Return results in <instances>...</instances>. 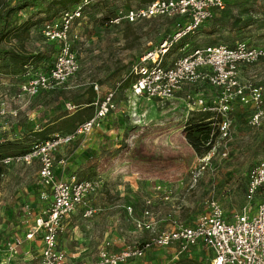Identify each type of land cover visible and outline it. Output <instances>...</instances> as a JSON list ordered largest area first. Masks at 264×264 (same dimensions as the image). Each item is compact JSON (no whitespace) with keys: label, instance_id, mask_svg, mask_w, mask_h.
<instances>
[{"label":"rangeland","instance_id":"obj_1","mask_svg":"<svg viewBox=\"0 0 264 264\" xmlns=\"http://www.w3.org/2000/svg\"><path fill=\"white\" fill-rule=\"evenodd\" d=\"M52 1L40 2L36 11L41 13L33 19L28 20L29 10L9 17L15 27L25 22L31 28L25 40L12 35L0 45V142L18 143L31 149L43 141L38 136L40 131L64 113H73L78 105L87 103L91 90L102 98L117 89V111L101 122V129L63 147L59 158L65 163L56 165L61 169V180L75 178L98 183L97 191L88 200L97 214L84 219L79 210L71 217L70 225L79 227L74 235V249L79 258L68 264L95 260L100 247L109 243V249L120 252L148 240L149 234L135 226V219L146 209L148 200L149 208L159 215L163 227L168 226V213H173L184 225H193L209 198L221 204L228 220L239 214L247 203L248 172L264 160V127L247 124V108L238 105V115H231L230 139L218 136L211 150L214 149V154L205 164L202 160L209 153L199 157L184 136L185 126L195 114L187 107L188 96L199 95L209 103L219 97L218 90L200 83L183 88L171 102L138 98L131 106L133 109L128 104V89L134 80L132 67L179 30L185 20L156 18L136 24L125 21L111 24L107 20L101 25L102 18L115 19L120 11L139 7L140 3L94 0L85 9L84 18L73 26V32L80 36L73 43L80 66L78 72L63 87L31 97L21 92V86L30 79L26 73L47 72L59 52L58 43L44 38L43 25L59 22L62 12L74 7L63 9ZM228 22L237 23V28L226 29L224 25ZM241 41L254 47L264 46V0H227L225 10L216 12L195 34L172 48L166 63L190 54L197 47H233ZM3 51H14L30 59L25 66H19ZM238 78L242 85L261 87L264 104V60L240 66ZM107 122L116 127L107 130ZM56 133L68 132L58 131L48 137ZM40 182L37 162L14 163L6 168L0 182V240L24 232L25 226L19 229V214L25 201L32 204L35 212L49 207L52 191ZM261 201L263 191L257 195L255 205ZM130 206L134 209L131 216L127 209ZM173 253L172 249H155L135 264H175L182 257L204 263L212 256L203 246L190 248L176 262ZM18 264L27 262L20 259Z\"/></svg>","mask_w":264,"mask_h":264},{"label":"built area","instance_id":"obj_2","mask_svg":"<svg viewBox=\"0 0 264 264\" xmlns=\"http://www.w3.org/2000/svg\"><path fill=\"white\" fill-rule=\"evenodd\" d=\"M12 2L13 0H6ZM94 0H83L76 7L62 12L59 22H47L42 34L48 42L58 43L59 52L47 72L31 71L21 86V92L31 97L42 91H54L63 87L79 70V62L73 51V43L79 41L73 32L74 23L84 18L85 9ZM225 0H155L144 6L120 11L111 24H136L156 18L184 19L183 26L165 39L157 48L148 51L132 67L130 103L145 98L148 101L167 103L174 101L183 88L206 83L219 91V97L209 102L201 96H188V109L192 112H215L221 120L219 137L230 139L234 105L249 110L247 124L254 128L264 127V104L261 87L242 85L239 67L264 60V46L254 47L241 41L235 46L210 45L194 48L190 54L174 58L166 63L172 48L188 36L195 34L216 12L225 8ZM120 84H117L119 88ZM94 90H98L95 86ZM116 90L108 91L94 103L95 115L77 126L74 132L56 134L40 142L23 156L2 161L6 167L14 164L39 165V179L44 188L51 189L52 202L47 209L35 212L31 203H24L19 214L20 224L25 226L23 235L0 240V264H68L70 253L59 244V238L67 231L71 217L79 210L84 219H91L97 210L88 203L98 183L91 180H55L56 153L82 137H87L101 122L117 111ZM214 149L202 160L207 164ZM264 192V160L255 164L247 176V203L239 214L228 220L221 204L214 198L205 203V212L197 221L187 226L175 224L171 230H160L158 219L146 208L137 228L149 234V239L127 246L120 252L109 249L111 243L101 249L94 261L85 264H130L146 258L155 249H172L173 260L184 255L190 248L205 247L212 253L210 264H264V201L255 205L257 195ZM151 203H147L149 207ZM129 214L132 209L128 208ZM115 242V239H112ZM39 243L37 258L31 256L30 247ZM27 259H30L29 262ZM146 262L144 264H148Z\"/></svg>","mask_w":264,"mask_h":264},{"label":"trees","instance_id":"obj_3","mask_svg":"<svg viewBox=\"0 0 264 264\" xmlns=\"http://www.w3.org/2000/svg\"><path fill=\"white\" fill-rule=\"evenodd\" d=\"M6 0L0 1V45L12 35L17 37L20 40H25L29 36V31L31 24L23 23L20 27H15L13 23L10 22L9 17L12 14L20 12H28L31 14L30 19H33L34 16L41 13V11H36L40 2L43 0H17L11 2L10 6L6 5ZM83 0H53V3L59 4L61 8L67 9L69 5H74L76 7ZM140 3V6L147 5L154 2L155 0H136ZM7 2V1H6ZM9 3V2H8ZM225 8L227 6V0H225ZM73 7V8H74ZM224 8V10H225ZM223 11V10H222ZM221 12V11H219ZM108 19L104 17L100 20V24L104 25ZM107 21V22H109ZM228 24V25H227ZM224 27L228 30H235L237 28V23L228 22ZM2 53L10 55L12 61L15 64L25 66L28 63L30 57H25L22 55H17L14 51H3ZM53 65V64H52ZM51 65V66H52ZM50 66V67H51ZM49 67V69H50ZM97 100V96L93 90L90 91V99L87 103L78 105L77 109L73 113H64L59 117L55 122L47 125L44 130L40 131L39 137L41 140L45 141L49 139L48 135L50 133H55L58 131L65 130L68 133L75 131L77 126L82 124L86 120H90L95 115V106L94 103ZM221 118L217 113L211 112H195L192 117L188 120L185 129L184 136L187 143L192 147L195 153L202 157L212 150L215 140L219 136L218 125ZM116 127L115 124H107L108 129ZM41 141V142H43ZM32 149V148H31ZM31 149H25L21 147L18 143L13 142H0V182L2 177L6 172V166L2 164V161L7 158H13L17 156H23L27 154ZM60 241L62 239L59 238ZM69 248H72L71 244L67 245ZM175 264H210L209 262H199L193 259L182 257Z\"/></svg>","mask_w":264,"mask_h":264},{"label":"crops","instance_id":"obj_4","mask_svg":"<svg viewBox=\"0 0 264 264\" xmlns=\"http://www.w3.org/2000/svg\"><path fill=\"white\" fill-rule=\"evenodd\" d=\"M178 97V96H177ZM130 98H131V88L130 89H128V104H129V106H130V108L131 109H133L131 106H132V104L129 102L130 101ZM141 99H145V98H141ZM145 100H147V99H145ZM115 101H116V97H115ZM148 101V100H147ZM151 102H153V101H151ZM155 102V101H154ZM238 105L239 104H236V105H234V108H233V114H237L238 113ZM240 107H242L241 105H239ZM238 115V114H237ZM247 118V117H246ZM108 119V117L105 119V120H107ZM87 121V120H86ZM104 121V120H103ZM85 122V121H84ZM83 122V123H84ZM107 124H113V123H106V128H107ZM101 127V126H100ZM99 129V128H98ZM101 129V128H100ZM107 130H108V128H107ZM56 134H68V133H56ZM56 134H54V135H56ZM54 135H52V136H54ZM83 138V137H82ZM61 149H63V148H60L58 151H57V153H56V164H55V169H54V174H55V180L56 181H64V180H61L60 178H59V175L61 174L60 173V171H61V169H58V167L59 166H57L56 167V165H60V166H62L64 163H65V161H64V159L63 158H59V155L60 154H62L61 152ZM57 169V170H56ZM27 201H25L24 203H26ZM148 202H150L151 203V201H146V203H148ZM28 203H30V202H28ZM205 203H206V201L204 202V204H203V206H204V210H203V212L202 213H204L205 212ZM91 207H93L94 209H96V207L94 206V205H92L91 204ZM127 208V207H126ZM128 208H131L132 209V211L134 212V209H133V207H128ZM127 208V209H128ZM146 208H149V207H146ZM152 212H153V214L154 215H156V217H157V219H158V227H159V229L160 230H162V231H164V230H171L173 227H174V225L175 224H183V223H181V222H178L175 218H174V214L173 213H168L167 214V216H166V220H167V222H168V226H165V227H163L162 226V220L160 219V217H159V215L157 214V213H155L154 211H153V209H151V208H149ZM97 210V209H96ZM98 212V211H97ZM133 212H132V214H130V216L131 215H133ZM144 212V211H143ZM143 212H141L140 213V217L139 218H137V219H135V226H136V223H137V221L139 220V219H141L142 218V215H143ZM201 213V214H202ZM198 219V218H197ZM70 223H71V219H70V222L68 223V227H67V233L65 234V235H63V236H61L60 237V239H62V241H60L59 240V244L61 245V246H63L64 247V249L65 250H67L69 253H70V260H69V262H73L74 260H77L78 258H79V254L75 251V249H74V241H75V239H74V235H75V233L78 231V229H79V227L75 224H71L70 225ZM187 226H191V225H187ZM136 228H137V226H136ZM19 229L21 230V229H23L22 228V225L20 224V226H19ZM138 229V228H137ZM139 230V229H138ZM140 231V230H139ZM141 232V231H140ZM16 235H22V236H24L23 235V232L22 233H18V234H16ZM68 244H71L72 245V248H69L67 245ZM112 244H115V243H112ZM26 247L28 248V247H30V249H31V256L33 257V258H37V256H38V252H39V243H36V245L35 246H33V245H30V244H27L26 245ZM32 247L34 248L33 250H32ZM104 247H100V249H99V251L101 250V249H103ZM36 251H37V254H36ZM99 251H98V253H99ZM112 251H114V250H112ZM97 256H98V254H97ZM97 256H96V258H97ZM211 259H212V256H211ZM211 259H210V261H209V263L211 262ZM28 260V262H29V260L30 259H27ZM90 260H86V261H84V263H82V264H85V263H87V262H89ZM93 261H94V259H93ZM130 264H135V262H131ZM148 264H150V263H148Z\"/></svg>","mask_w":264,"mask_h":264}]
</instances>
